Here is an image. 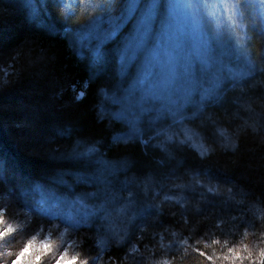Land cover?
<instances>
[{"label": "trees", "instance_id": "1", "mask_svg": "<svg viewBox=\"0 0 264 264\" xmlns=\"http://www.w3.org/2000/svg\"><path fill=\"white\" fill-rule=\"evenodd\" d=\"M168 1L155 43L167 40ZM240 1L231 21L255 71L183 121L210 149L202 159L161 145L152 125L123 139L103 114L102 93L125 97L140 70L124 77L118 50L141 13L115 38L85 40L127 0H0V264L29 245L21 264H260L264 24Z\"/></svg>", "mask_w": 264, "mask_h": 264}, {"label": "rangeland", "instance_id": "2", "mask_svg": "<svg viewBox=\"0 0 264 264\" xmlns=\"http://www.w3.org/2000/svg\"><path fill=\"white\" fill-rule=\"evenodd\" d=\"M242 2L247 7L251 6L252 11H260L264 24V0ZM188 4L196 7L189 8ZM168 6L169 17L164 23L167 40L164 48L159 50V55L162 59L171 60L176 77L172 91L155 97L146 96L139 89L136 91L135 103L145 109L135 118L139 131H133V117L129 116L131 109L126 96L121 97L120 103H113V95L102 93V111L107 118L115 119L125 126L123 139H131L140 132L142 126L152 125L156 127L155 137L161 145L176 141L200 153L206 146L200 136L186 129L183 121L195 116L200 108L215 101L217 96L221 98L226 85L239 82L244 76L253 73L255 68L249 55L242 53L243 42L233 30L231 12L235 8V0H169ZM130 17L126 14L123 18L107 22L109 24L96 22L90 31V39L85 41L101 39ZM157 36L150 38L147 50L136 61L141 67L149 57L148 51L157 43L154 42ZM169 52L175 55L167 56ZM195 101L196 109L191 106ZM187 107L192 108V111L189 112Z\"/></svg>", "mask_w": 264, "mask_h": 264}, {"label": "snow or ice", "instance_id": "3", "mask_svg": "<svg viewBox=\"0 0 264 264\" xmlns=\"http://www.w3.org/2000/svg\"><path fill=\"white\" fill-rule=\"evenodd\" d=\"M187 6L189 8L196 7V5L193 4H188ZM162 7V0H127L125 10L128 16H135L137 12H140L141 15L137 21L135 29L122 41L118 50L121 73L124 77H127L130 66L139 59L140 55L151 43L150 37L153 21ZM117 35V30L110 33V37L112 38H115ZM164 44L165 42L163 40L155 44L149 57L145 60L142 68L138 71V75L133 84L126 90V99L128 100L131 109L129 116L133 117V131H139V129L136 128L135 118L140 112L145 110L142 105L135 103L136 91L139 89L144 92L146 96H163L170 93L176 83V77L171 67V60L168 58L162 59L159 55V50L164 48ZM174 55V52H169L167 54V56ZM84 95L85 93L82 91L79 93L78 98H82ZM112 101L113 103H120L121 97L113 94ZM145 143H147V141H145ZM232 147L235 149L236 145L233 144ZM88 151L90 153L94 152L95 148H89ZM207 155H210V149H202L200 152L201 158L203 159ZM5 234V232H0V237H3ZM31 248V245L25 247L19 253L16 260L13 261V264H16L17 260L23 261L26 255L31 251ZM44 248L47 249L48 245H44ZM232 251L233 250L230 248L229 252ZM235 255L239 257L240 253H235ZM260 257L262 258L260 264H264V249L260 250ZM34 259L39 260L40 257L35 256ZM63 259L64 258L61 257L58 264H60ZM76 259L77 258L73 257V262ZM209 259H211V257H209ZM28 264H32V261H28Z\"/></svg>", "mask_w": 264, "mask_h": 264}, {"label": "clouds", "instance_id": "4", "mask_svg": "<svg viewBox=\"0 0 264 264\" xmlns=\"http://www.w3.org/2000/svg\"><path fill=\"white\" fill-rule=\"evenodd\" d=\"M21 262H22V261L17 260V261H16V264H21ZM57 264H58V262H57ZM60 264H61V262H60Z\"/></svg>", "mask_w": 264, "mask_h": 264}]
</instances>
